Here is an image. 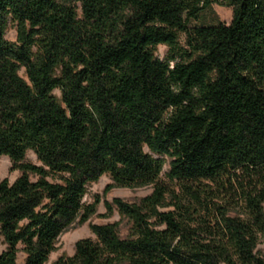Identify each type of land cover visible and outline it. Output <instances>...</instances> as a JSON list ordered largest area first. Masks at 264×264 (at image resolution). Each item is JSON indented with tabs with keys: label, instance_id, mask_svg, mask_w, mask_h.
Here are the masks:
<instances>
[{
	"label": "trees",
	"instance_id": "16d2710c",
	"mask_svg": "<svg viewBox=\"0 0 264 264\" xmlns=\"http://www.w3.org/2000/svg\"><path fill=\"white\" fill-rule=\"evenodd\" d=\"M4 155L0 264H46L102 175L152 190L52 264H264V0H0Z\"/></svg>",
	"mask_w": 264,
	"mask_h": 264
},
{
	"label": "rangeland",
	"instance_id": "374dc122",
	"mask_svg": "<svg viewBox=\"0 0 264 264\" xmlns=\"http://www.w3.org/2000/svg\"><path fill=\"white\" fill-rule=\"evenodd\" d=\"M232 19V11L230 8L226 6H222L219 4H213L211 8L205 9L201 11V14L197 19L190 20V25H201V24H216L218 21H222L224 23H229ZM6 37L9 40L14 41L16 39L15 29L10 26L7 29ZM179 43L184 45V36L180 35ZM168 47L164 44H159L156 48L155 56L160 59H164L167 56ZM23 74V72H20ZM54 93L57 96H60L58 90H54ZM27 159L33 163L37 162V157L31 152L28 151L26 153ZM11 161L7 156H0V181L7 178L9 181L15 180L20 172L17 170H11ZM152 190L150 185H144V187H134V188H126L119 187L115 184H112V180L108 175H102L98 181L89 184L87 188V192L83 197V200L87 203H95V201L99 200L96 206V212L92 215V217L81 223L80 221H76L72 224L68 230L63 233L59 238L55 245V250L50 255L46 264H52L56 258L61 255H71L75 250V242L84 237L93 236L92 231L90 230V226L92 224H104V223H114L117 222L119 224V229L121 233L124 235L128 232V223L127 220L124 219L121 215H119L117 209L114 207L110 209L108 204H112L115 197H118L122 200L126 201H135L149 194ZM264 209V207H263ZM4 245L0 243V252L3 251ZM22 260V255H19V262Z\"/></svg>",
	"mask_w": 264,
	"mask_h": 264
}]
</instances>
